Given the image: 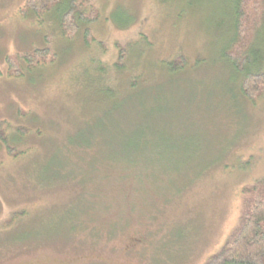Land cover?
I'll use <instances>...</instances> for the list:
<instances>
[{
	"label": "rangeland",
	"instance_id": "rangeland-1",
	"mask_svg": "<svg viewBox=\"0 0 264 264\" xmlns=\"http://www.w3.org/2000/svg\"><path fill=\"white\" fill-rule=\"evenodd\" d=\"M25 3L0 0V264H205L264 189V96L223 57L233 0H96L89 43Z\"/></svg>",
	"mask_w": 264,
	"mask_h": 264
},
{
	"label": "trees",
	"instance_id": "trees-1",
	"mask_svg": "<svg viewBox=\"0 0 264 264\" xmlns=\"http://www.w3.org/2000/svg\"><path fill=\"white\" fill-rule=\"evenodd\" d=\"M96 0H26L20 13L27 17L34 14L45 21L57 23L64 38L74 39L79 30L86 28V42L90 41L89 26L98 20ZM233 40L223 52V57L234 70L243 73L241 94L250 101L264 96V72L249 69L260 56L259 46L264 41V0H233ZM126 51L119 54L123 62ZM57 56L50 47L36 48L6 57L11 76L23 75L21 63L26 69L52 63ZM186 61L179 58L175 65L183 67ZM23 133V132H21ZM4 143H7L5 141ZM9 152H12L8 148ZM205 264H264V189L261 185L244 186L241 191L239 223L226 245Z\"/></svg>",
	"mask_w": 264,
	"mask_h": 264
},
{
	"label": "bare ground",
	"instance_id": "bare-ground-1",
	"mask_svg": "<svg viewBox=\"0 0 264 264\" xmlns=\"http://www.w3.org/2000/svg\"><path fill=\"white\" fill-rule=\"evenodd\" d=\"M179 72V71H178Z\"/></svg>",
	"mask_w": 264,
	"mask_h": 264
}]
</instances>
